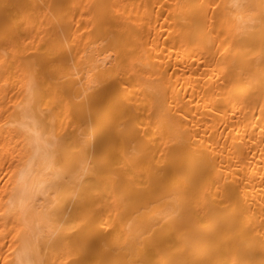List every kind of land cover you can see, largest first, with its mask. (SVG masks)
<instances>
[{
    "label": "bare ground",
    "instance_id": "bare-ground-1",
    "mask_svg": "<svg viewBox=\"0 0 264 264\" xmlns=\"http://www.w3.org/2000/svg\"><path fill=\"white\" fill-rule=\"evenodd\" d=\"M0 264H264V0H0Z\"/></svg>",
    "mask_w": 264,
    "mask_h": 264
}]
</instances>
